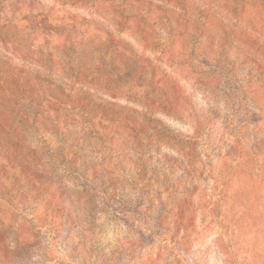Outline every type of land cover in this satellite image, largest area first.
I'll use <instances>...</instances> for the list:
<instances>
[{"label":"rangeland","instance_id":"374dc122","mask_svg":"<svg viewBox=\"0 0 264 264\" xmlns=\"http://www.w3.org/2000/svg\"><path fill=\"white\" fill-rule=\"evenodd\" d=\"M170 8L0 0L4 105L50 60L59 84L36 83L62 121L0 151V264H264V37ZM88 29L96 47L70 45Z\"/></svg>","mask_w":264,"mask_h":264},{"label":"trees","instance_id":"16d2710c","mask_svg":"<svg viewBox=\"0 0 264 264\" xmlns=\"http://www.w3.org/2000/svg\"><path fill=\"white\" fill-rule=\"evenodd\" d=\"M113 2L114 0H110ZM169 6L171 7L167 11L161 12L162 19L161 23L164 21L167 22L169 20L174 19V15L176 14V10L180 9L181 11L188 12L192 18L196 17L197 13L207 14L208 17L213 16L216 12L223 13L226 12L229 15L237 16L238 14H243L249 20V26L252 28L260 29L262 35L264 37V0H167ZM12 6V4H10ZM183 7V8H181ZM172 9V10H171ZM4 13V11H2ZM146 14L150 15V12H146ZM13 21L8 18H0V23L3 24V29H9L10 24ZM189 31L193 34L195 32H201L199 24L194 22L189 24ZM181 26V25H180ZM204 27V26H202ZM239 29V28H238ZM86 34L76 37V41H72L70 45L76 44H85L92 45L96 47L101 41L102 36L99 30L88 29ZM96 39V40H94ZM3 48H6L5 40H2ZM87 43V45H86ZM196 47L194 46L192 53H195ZM88 58V52L85 50L80 54V62L86 60ZM62 61L59 62V66H62ZM48 63L50 65L43 64L39 67V70L26 69V74L31 76V78L27 79L26 82L23 80H19L18 88H16V94L18 95H26L28 94L26 100L20 102L22 99L21 96H17L16 99H12L8 101V106L6 108V104L4 105L3 101H5L3 96H0V151L3 153H9L10 149L19 146L21 142L23 144L27 140V136L25 133H32L37 136H43V134L48 133L50 130L58 129L62 125V121L58 120L57 117L50 118V114H54L55 110V102H46L44 104L41 103L42 96L45 94H41L37 88L36 81H45L47 80L48 85L52 87V85H58L60 80H57V69L50 60ZM1 66V71H7V65ZM6 66V67H5ZM35 73V75L31 72ZM37 72L39 75H37ZM10 76V73H9ZM8 77V72L5 74V79L7 85H2L9 90V88L13 87L15 84L6 80ZM1 78V75H0ZM48 78L51 81H48ZM53 79V81H52ZM59 81V82H58ZM65 83H70V80H64ZM82 100H80L81 102ZM65 105L69 107L68 101H65ZM67 107L65 110H67ZM7 110V111H6ZM51 111V112H50ZM48 112H50L48 114ZM27 125V126H25ZM65 125V122H63ZM65 127V126H64ZM27 130V131H26ZM5 160L3 156L0 154V161Z\"/></svg>","mask_w":264,"mask_h":264}]
</instances>
